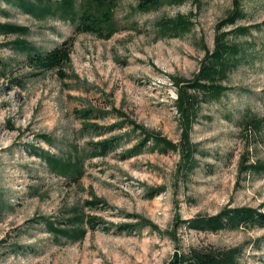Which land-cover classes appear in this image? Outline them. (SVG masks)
<instances>
[{"label": "rangeland", "instance_id": "1", "mask_svg": "<svg viewBox=\"0 0 264 264\" xmlns=\"http://www.w3.org/2000/svg\"><path fill=\"white\" fill-rule=\"evenodd\" d=\"M61 1L26 0L53 12L34 17L16 0H0V24L28 30L0 34V264H166L176 251L232 248L240 250L239 264H264V229L211 233L182 225L174 231L177 218L215 216L225 208L264 212V175L241 170L243 161H264V0H242L243 17L220 30L217 25L232 11L233 0H189L149 12L137 9L140 0H121L110 39L75 35L65 80L56 73L36 74L27 64L35 49L47 52L73 35L76 24L61 17ZM85 8L84 0H74L77 17ZM177 16L192 26L173 36L162 27ZM256 24L260 27L245 34L234 33ZM219 33H228L226 43L239 53L219 82L228 90L199 105L189 134L196 147L194 169H181L177 153H153L151 145L122 159L137 133L126 126L106 133L109 125L121 122L110 109L178 142L173 80L193 79L204 59L203 46L212 52ZM16 40L33 50L9 45ZM80 109H93L96 116L108 113L87 131L75 113ZM254 119L260 120L258 127ZM109 136L119 137V145L105 157H92V142ZM42 152L81 159V178L71 181L52 173L38 157ZM159 186L164 191L146 199L145 191ZM92 198L109 208H84ZM80 212L114 225L135 222L127 215L141 216L160 233L147 227L133 233L98 227L71 243L48 230L47 221L63 228Z\"/></svg>", "mask_w": 264, "mask_h": 264}, {"label": "trees", "instance_id": "2", "mask_svg": "<svg viewBox=\"0 0 264 264\" xmlns=\"http://www.w3.org/2000/svg\"><path fill=\"white\" fill-rule=\"evenodd\" d=\"M10 3L12 0H3ZM18 7L27 14L34 17H42L46 14L53 13L50 8H36L33 4L26 2V0H16ZM86 3L85 10L76 16L74 10V0H62L57 9L61 11V17H69L71 24H76L73 35L62 41L60 44L50 49L47 52H38L35 49L33 55L27 58V64L36 74L56 73L60 80L68 78L64 72L65 67L70 64V55L72 46L75 40V35L78 33L94 34L99 38L105 40L110 39L115 31L113 22L114 11L121 0H84ZM189 0H140L137 4V9L141 12H149L162 6H174L182 4ZM198 3L199 0H190ZM242 0H233L232 11L227 17L222 20L217 29L233 25L243 17L240 3ZM191 16V14H189ZM164 25L163 30L174 32L179 35L182 32L188 31L192 24L184 16H177ZM259 24L253 26H243L235 29L234 33L245 34L251 28H258ZM28 30L25 27H18L11 24H0V34H25ZM228 33H219L216 35L214 41V48L212 52L203 46L204 59L200 63L197 74L192 80L174 79L173 83L178 87L176 92L175 107L179 114V128L181 131L178 142H173L155 131H149L144 126L128 119L124 114L115 108L110 109V113L120 117L119 124H111L105 128L106 133H111L117 128L126 126L133 133H137V140L134 145L127 149L122 159L127 160L132 157L142 154L148 145H151L149 151L156 152L160 155H167L168 153H177L179 156L180 168H186L189 171L195 167V151L196 147L191 143L190 131L193 123L198 116V108L200 103H207L210 100L218 99L219 96L228 90L219 82L223 79L229 69L232 56L239 53L238 47L227 44L225 38ZM9 45L18 48H26L30 51L33 49L29 47L24 40H16ZM200 94V97L197 96ZM77 119L84 130H93L98 127L94 122L96 119L105 117L108 112L102 116L94 115L93 109H80L75 111ZM252 124L258 127L260 120H252ZM41 139L48 141V136H40ZM93 153L92 157H105L119 145V137L109 136L102 138L96 142H92ZM38 157L46 164L50 171L56 175L61 176L66 180H79L82 176L83 164L81 159H62L47 153H41ZM245 160V158H244ZM243 161L241 170L246 173L264 175V161H256L253 164L245 165ZM164 188L159 186L156 188H148L145 191V197L148 200L153 199L161 194ZM83 207L88 210H99L101 207L109 208L108 205L101 199L92 198L83 203ZM127 219H131L133 223H123L119 225L107 224L96 215H85L80 212L71 220L68 226L58 228L54 226L53 222L47 221L48 230L57 236L69 240L71 243L81 241L87 230L94 231L98 227H102L103 231L109 232L114 228L117 233H133L139 232L144 228H149L152 232L160 233L159 228L148 219L137 215H127ZM185 225L186 228L199 232L215 233L223 230H235L240 227L247 229H264V212L252 208H225L215 216L195 217L186 221L179 218L174 222V231L178 227ZM174 236V235H173ZM240 250L232 248L227 250H219L217 252H201L192 250L188 254L181 252H174L166 264H239L238 256Z\"/></svg>", "mask_w": 264, "mask_h": 264}]
</instances>
